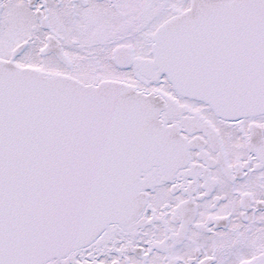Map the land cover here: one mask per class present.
<instances>
[{
  "label": "snow or ice",
  "instance_id": "obj_1",
  "mask_svg": "<svg viewBox=\"0 0 264 264\" xmlns=\"http://www.w3.org/2000/svg\"><path fill=\"white\" fill-rule=\"evenodd\" d=\"M0 264H264V0H0Z\"/></svg>",
  "mask_w": 264,
  "mask_h": 264
}]
</instances>
